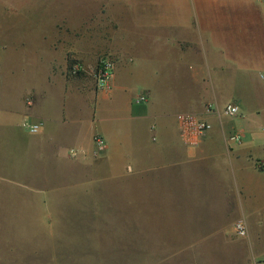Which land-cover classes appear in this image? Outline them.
Here are the masks:
<instances>
[{
	"label": "crops",
	"instance_id": "1",
	"mask_svg": "<svg viewBox=\"0 0 264 264\" xmlns=\"http://www.w3.org/2000/svg\"><path fill=\"white\" fill-rule=\"evenodd\" d=\"M261 2L0 0V153L18 143L36 167L30 199L6 196L0 216L17 224L4 221L0 236L18 233L42 246L29 263L21 255L9 260L2 247L0 264L66 262L78 248L68 241L75 214L64 207L75 193L95 190L99 212L83 215L82 231L95 249L106 246L110 231L93 229L97 217L131 221L130 252L141 231L158 253L179 254L181 264H264ZM103 57L115 64L106 89L96 79ZM73 61L82 66L76 76L69 74ZM227 106L238 115L225 116ZM181 114L212 129L186 137ZM25 120L40 124L39 132L25 130ZM6 170L0 161V175ZM109 205L125 208L111 214ZM239 220L247 222V238L234 233ZM177 222L178 233L171 230ZM165 235L178 237L176 248ZM108 246L121 250L120 243Z\"/></svg>",
	"mask_w": 264,
	"mask_h": 264
},
{
	"label": "rangeland",
	"instance_id": "2",
	"mask_svg": "<svg viewBox=\"0 0 264 264\" xmlns=\"http://www.w3.org/2000/svg\"><path fill=\"white\" fill-rule=\"evenodd\" d=\"M262 5H264V0H261ZM14 14L10 13L9 17H13ZM29 158L26 157V154L23 152L21 146L16 143L14 147L6 146L5 149L0 153V161L5 164L6 171L3 175H0V210L1 206L5 204L6 196L11 193L12 197H20L23 199H30L35 193L34 190V180L33 175L36 167L32 162H29ZM28 171V172H27ZM33 180V181H32ZM19 194V195H18ZM75 197L74 203L67 204L64 207L65 212L74 213L75 220L69 222L70 231H73L72 235L69 236L68 241L73 242L74 247L77 246L78 249L72 251L68 255V259L66 262H62L60 257H58L59 264H181V259L177 257L179 254H175L173 252H165L164 254L158 253V249H155L156 243L152 245L150 243V235L146 238H143L141 231H138V242L137 248H134V252H130V236H131V221L123 220V221H110V220H100L101 218H95L92 221H89V224L92 225L93 229L96 231L98 225L100 228H104L110 230L109 232L104 231V242L106 246H102L98 249H95L97 244L90 242L89 245H86L85 237L82 235V231L87 229L85 228L87 222H84L83 215L85 213H97L99 212V206L97 204V190H95L94 194H85L82 192H77L73 195ZM94 197V198H93ZM4 199V200H3ZM95 200V201H91ZM26 204L23 203V206ZM103 208V206H100ZM106 212L112 214V212L119 211V209L125 208L124 206H105ZM116 207V210H115ZM60 209L59 205H51L50 210L54 212H58ZM37 212L43 213L41 211V207L37 205ZM2 220H0V228L3 227L5 222H9L10 225L17 224L15 220L10 216V221H5L3 216H0ZM73 219V218H72ZM99 220V221H98ZM5 221V222H4ZM158 222V221H157ZM67 222H59L57 224L58 228L65 227ZM163 224L162 222H158ZM50 222L39 223L37 222V228H49ZM171 230H174L176 233L179 232L178 222L177 224L173 223ZM15 228H20L15 226ZM163 230L167 231L166 224L164 226L161 225ZM22 230V229H21ZM162 230V231H163ZM6 231V230H5ZM133 231V229H132ZM17 232V231H15ZM164 232V231H163ZM151 233V232H150ZM7 234V233H4ZM10 234V233H9ZM15 236H0V249L4 248L2 254L8 256L9 260L16 255L24 256L23 259L25 263H29L32 259H34V255L39 253L42 246L40 244L39 238H37L36 244H25L27 240L25 238H18V233H14ZM156 236L164 235L160 232H153ZM13 235V233H12ZM66 240V238H63ZM25 241V242H24ZM165 244L169 247V249L176 248L178 245V237L173 236H164ZM29 243V242H27ZM121 244L120 251H115L116 248L113 246L114 244ZM80 245V246H79ZM20 250H15L19 249ZM29 247H37V251L34 249H30ZM159 248H162L158 246ZM83 250L81 251V249ZM167 248V247H166ZM100 249V250H99ZM42 251V250H41ZM59 254L63 253V250L58 251ZM219 253H216L218 255ZM72 255V256H71ZM176 255V257L171 258V256ZM214 255V254H213ZM215 256V255H214ZM209 257H212V254H209ZM185 261V260H184ZM182 261V262H184ZM20 263V261H19ZM186 264V263H185ZM213 264V263H206Z\"/></svg>",
	"mask_w": 264,
	"mask_h": 264
},
{
	"label": "built area",
	"instance_id": "3",
	"mask_svg": "<svg viewBox=\"0 0 264 264\" xmlns=\"http://www.w3.org/2000/svg\"><path fill=\"white\" fill-rule=\"evenodd\" d=\"M115 64L113 60L107 57H103L99 60L98 68L96 72L97 84L100 88H108L109 83L114 74ZM82 72V66L79 62L73 61L69 68V74L71 76H76ZM146 97H139L138 102H145ZM211 110V109H210ZM238 109L235 106H227L224 109V115L228 117H234L238 115ZM178 125L181 133L192 139H199L208 133L212 129V125L204 120L203 118L194 114H181L177 117ZM23 128L30 133H37L40 130V124H32L25 120L22 124ZM264 133V129H263ZM231 140L240 144L242 142V136L240 134H235L231 137ZM100 148L106 146L105 141L101 137L95 139ZM234 233L236 237L244 239L248 237V225L245 220H239L234 225Z\"/></svg>",
	"mask_w": 264,
	"mask_h": 264
},
{
	"label": "trees",
	"instance_id": "4",
	"mask_svg": "<svg viewBox=\"0 0 264 264\" xmlns=\"http://www.w3.org/2000/svg\"><path fill=\"white\" fill-rule=\"evenodd\" d=\"M72 63H73V62L69 63V66H71V65H72Z\"/></svg>",
	"mask_w": 264,
	"mask_h": 264
}]
</instances>
